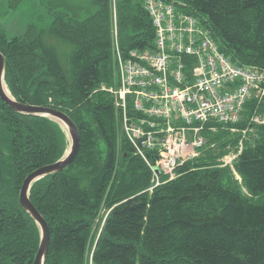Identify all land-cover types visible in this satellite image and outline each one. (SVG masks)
<instances>
[{"label":"trees","instance_id":"1","mask_svg":"<svg viewBox=\"0 0 264 264\" xmlns=\"http://www.w3.org/2000/svg\"><path fill=\"white\" fill-rule=\"evenodd\" d=\"M12 1L15 8L21 0ZM183 1L187 13L210 24L234 64L264 69V0ZM94 6L97 11L84 19L59 14L47 31L30 28L20 37L9 38L0 22L4 79L12 96L64 112L81 138L75 161L30 191L50 229L45 264H264V124L253 122L255 116L264 120V98L249 102L235 132L221 126L212 133L207 125L204 137L222 152L204 153L176 179L151 188L153 172L124 136L127 152L117 157L119 122L113 99L101 90L115 79L113 18L109 0ZM116 8L122 46L154 49L155 30L141 1L118 0ZM59 53L70 77L52 60ZM224 133L238 141L246 133L258 138L244 141L232 164L241 184L231 166L218 167V159L239 148L220 139ZM67 147L56 122L16 113L0 98V264L33 263L40 232L20 206L19 192L31 172L59 160ZM118 159L121 174L110 185ZM108 203L114 206L100 229L95 220ZM96 238L91 261L88 247Z\"/></svg>","mask_w":264,"mask_h":264},{"label":"rangeland","instance_id":"2","mask_svg":"<svg viewBox=\"0 0 264 264\" xmlns=\"http://www.w3.org/2000/svg\"><path fill=\"white\" fill-rule=\"evenodd\" d=\"M94 1L96 2L97 0H22L21 2L18 3L17 9H15L11 7V3L13 1L3 0V2L0 1L2 4V6H0V13H1L0 22L9 38L24 34L28 27H33V29H36L39 32L40 30L46 31L50 29L53 22H55L54 21L55 17L60 16L59 14L69 15L71 17L77 15L78 18H85L88 15H92L94 12L97 11L96 6H94ZM16 2L17 1H14V5L16 4ZM114 6H118V0H109V8H110L112 15L114 13L113 11ZM117 16H118V12H117ZM115 29L116 28L112 25V35H113V30ZM54 48L55 50H57L56 46ZM121 53H123L122 50H121ZM55 55H56L55 58H53L52 60L59 63L60 66L63 65L64 70H67L66 74L70 77L66 59L61 58L60 53L55 54ZM112 64H113L114 75H116V70H115L116 63L114 61V58H113ZM116 86L117 85L115 84V87ZM124 93L120 94L118 101H117L118 105L124 104L125 102ZM76 103H78V101ZM114 107H115V110L117 111V105H114ZM118 108L119 110H123L122 106H119ZM254 121L255 120L253 118V122ZM218 131L219 130L215 128L211 132L218 133ZM118 135L119 134L117 133V138H118ZM120 135H121L120 138H118L116 141L117 142L116 148H117V157H120L121 159V156L127 151H126L125 144H124L125 139L121 131H120ZM242 137H243V140L238 141L237 138L234 137L232 134L224 133V135L220 139L233 140L235 144L238 143L239 148L237 151L231 150L230 153L227 154L225 157L218 159V164H219L218 167H222V168L226 167L230 161H234L236 157L238 156V154L240 153V151L242 150L245 142L249 141L250 144H254L255 141L258 140L256 134L254 133L242 134ZM46 142L48 143L49 141L47 140ZM207 142L211 143V145L209 144L206 145L205 150H204L205 154L213 155V154L222 152L223 148L221 145L216 146L217 143H213L210 138H208ZM97 147H98V144H97ZM136 149H137V152L135 154L139 155L141 158L143 157L142 159L145 162V165L150 169V171H152L149 160L147 158H144L145 157L144 155H141L143 154V152L140 153V150L138 147H136ZM167 158L168 156L164 155L161 160L163 161ZM180 158H184L185 161L187 159L185 156H181ZM185 161H183L182 159H179L178 163L184 164ZM192 163H194V159L192 160ZM119 166H120V160L118 159L115 169H114L116 170V173L112 174L111 176L112 180L110 182V185H113V184L115 185L117 183L116 179L121 174V172L117 169ZM231 168L233 169V176H234L235 181L241 184L242 180H241L240 175H238L234 171L233 166H231ZM182 169H179V171H182ZM172 174L173 173L164 176V179H172ZM130 183L131 185H134L133 182H130ZM127 185H130V184L128 183ZM151 188H155V185L153 184ZM108 205H109L108 207L106 206L103 207L100 213V218L95 220V223H97V225L101 224V229L104 223L106 222V219L108 216L107 213L109 214L110 211H112L113 206H114V204L112 203L111 204L108 203ZM21 224L23 225V223ZM99 232L100 231H98V235H99ZM97 238L95 242L91 240V245L88 247L89 249L88 252H90L89 257L92 255L91 254L92 249H95L98 245L97 242L99 238L98 239Z\"/></svg>","mask_w":264,"mask_h":264},{"label":"water","instance_id":"3","mask_svg":"<svg viewBox=\"0 0 264 264\" xmlns=\"http://www.w3.org/2000/svg\"><path fill=\"white\" fill-rule=\"evenodd\" d=\"M5 59L0 52V97L16 113L28 116H40L49 118L58 123L67 133L70 142L68 153L58 162L41 167L32 172L24 181L19 202L22 209L36 223L40 232V245L33 264H45L51 243L49 227L43 216L37 211L29 197L31 187L39 180L61 173L68 168L76 159L80 149V136L74 122L64 113L44 107L29 106L18 102L6 88L4 82Z\"/></svg>","mask_w":264,"mask_h":264},{"label":"built area","instance_id":"4","mask_svg":"<svg viewBox=\"0 0 264 264\" xmlns=\"http://www.w3.org/2000/svg\"><path fill=\"white\" fill-rule=\"evenodd\" d=\"M187 52H191L190 47L187 49ZM192 103H195V97L186 94L180 103L178 102L172 103L173 106L172 110L176 114L181 113V115H184L185 119L189 121L192 116H194L197 120H201V121L205 120L206 115L200 111L199 107L198 108L191 107L190 104ZM160 111H162V109H160Z\"/></svg>","mask_w":264,"mask_h":264},{"label":"bare ground","instance_id":"5","mask_svg":"<svg viewBox=\"0 0 264 264\" xmlns=\"http://www.w3.org/2000/svg\"><path fill=\"white\" fill-rule=\"evenodd\" d=\"M114 9V8H113ZM114 11V10H113ZM137 85L140 87V88H142V82H137ZM255 122V121H254ZM226 127V126H225ZM228 127V126H227ZM228 128H230V127H228ZM231 133V132H230ZM39 142V141H38ZM175 142H176V140H175ZM44 147V146H43ZM46 148V147H45ZM52 148V147H51ZM33 149V148H32ZM26 153V152H25ZM44 154V153H43ZM143 158V157H142ZM49 161V160H48ZM50 162V161H49ZM42 163V162H41ZM89 201V200H88ZM142 254V253H141ZM21 263V262H20Z\"/></svg>","mask_w":264,"mask_h":264}]
</instances>
